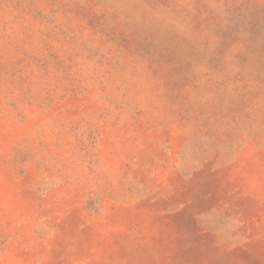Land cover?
I'll return each mask as SVG.
<instances>
[{"label":"rangeland","instance_id":"374dc122","mask_svg":"<svg viewBox=\"0 0 264 264\" xmlns=\"http://www.w3.org/2000/svg\"><path fill=\"white\" fill-rule=\"evenodd\" d=\"M0 264H264V0H0Z\"/></svg>","mask_w":264,"mask_h":264}]
</instances>
